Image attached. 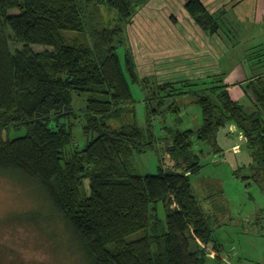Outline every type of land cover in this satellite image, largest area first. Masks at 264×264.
Listing matches in <instances>:
<instances>
[{"label": "trees", "instance_id": "1", "mask_svg": "<svg viewBox=\"0 0 264 264\" xmlns=\"http://www.w3.org/2000/svg\"><path fill=\"white\" fill-rule=\"evenodd\" d=\"M149 1L0 0V133L25 131L0 141V178L22 180L43 193L50 219L84 264H205L207 256L224 264L222 245L194 193L191 178L204 167L203 152L194 147L208 143L222 152L217 133L234 124L256 164L254 179L264 182V76L248 85L249 110L231 98L223 74L158 84L138 76L130 50L124 69L119 50L125 28ZM102 7L116 13L113 28L103 26ZM184 10L205 35L218 34L225 9L211 12L201 0H187ZM254 53L248 61L264 56ZM126 73L150 90L145 100L156 102L145 127L135 116L123 118L133 103ZM183 96L200 107L201 127L170 129L162 149L168 166L140 175L134 153L156 151L159 144L153 118L168 98ZM173 107L167 109L175 112ZM160 202L165 220L157 213ZM31 216L16 221L35 222Z\"/></svg>", "mask_w": 264, "mask_h": 264}, {"label": "rangeland", "instance_id": "2", "mask_svg": "<svg viewBox=\"0 0 264 264\" xmlns=\"http://www.w3.org/2000/svg\"><path fill=\"white\" fill-rule=\"evenodd\" d=\"M186 1L150 0L138 10L125 28L124 46L119 50L124 69V53L130 50L138 76L153 77L158 84L200 79L217 72L219 57L231 48L230 44L237 43L238 38L227 32L228 25L224 20L218 34L205 35L185 12ZM101 16L104 27L116 25L115 12L102 7ZM126 75L133 103L126 107L130 111L123 118L127 121L135 116L139 127H145L147 110L151 106L155 108L156 102L145 100L146 95L150 97V90H143ZM79 98L85 101L86 96ZM77 99L74 95L76 106ZM171 104L175 112L167 109ZM246 104L250 106V103ZM110 123L114 127L118 124L114 120ZM201 124V109L194 98H168L161 113L153 118L154 133L159 139L156 151L133 155L137 173L156 175L159 167L165 169L168 166L169 159L162 149L170 129L196 130ZM227 127L220 129L216 137L222 152H213L208 143H197L194 147L195 153L203 152L200 159L204 166L191 178L194 193L209 218L215 238L222 245L221 257L231 264H264V182L254 179L256 164L241 131L235 130L230 137ZM24 133V130L2 131L0 141ZM74 134L83 146L86 139L80 127L74 129ZM217 207L225 209L226 213H221ZM25 211L32 213L25 215L22 213ZM157 213L165 220L162 202L158 203ZM28 216L36 221L27 224L16 221ZM50 216L53 212L38 188L19 179L10 182L0 178V264H84L83 258L68 250L74 248L73 242L62 235L63 230ZM138 237L135 235L131 240ZM205 264L220 263L217 258L207 256Z\"/></svg>", "mask_w": 264, "mask_h": 264}, {"label": "crops", "instance_id": "3", "mask_svg": "<svg viewBox=\"0 0 264 264\" xmlns=\"http://www.w3.org/2000/svg\"><path fill=\"white\" fill-rule=\"evenodd\" d=\"M201 1L209 9L216 8L210 9L211 12H216L221 8L225 9L223 18L228 25L227 32L234 33L238 38L237 43L230 44L231 48L221 54L217 72L213 75L223 74L231 98L243 104L247 109H253V101L246 90L257 77L264 76V56L253 61H248L246 57L256 50L264 54V0ZM253 55L258 56L259 53ZM246 103H250V106H246ZM227 126L228 135L237 130L234 124Z\"/></svg>", "mask_w": 264, "mask_h": 264}, {"label": "built area", "instance_id": "4", "mask_svg": "<svg viewBox=\"0 0 264 264\" xmlns=\"http://www.w3.org/2000/svg\"><path fill=\"white\" fill-rule=\"evenodd\" d=\"M207 252L212 253V252H210L209 250H208ZM224 263H225V264H230V263L227 261V259L224 260Z\"/></svg>", "mask_w": 264, "mask_h": 264}, {"label": "bare ground", "instance_id": "5", "mask_svg": "<svg viewBox=\"0 0 264 264\" xmlns=\"http://www.w3.org/2000/svg\"><path fill=\"white\" fill-rule=\"evenodd\" d=\"M134 62V61H133ZM235 88V87H234Z\"/></svg>", "mask_w": 264, "mask_h": 264}]
</instances>
